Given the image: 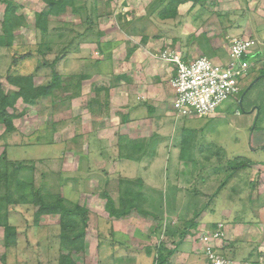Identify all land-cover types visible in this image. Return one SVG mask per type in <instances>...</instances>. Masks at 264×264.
Returning <instances> with one entry per match:
<instances>
[{
    "label": "rangeland",
    "instance_id": "rangeland-1",
    "mask_svg": "<svg viewBox=\"0 0 264 264\" xmlns=\"http://www.w3.org/2000/svg\"><path fill=\"white\" fill-rule=\"evenodd\" d=\"M82 1L87 2L93 14L92 31L66 48L69 40L88 26L84 13L90 12L84 8L80 13L74 12L70 6L60 15L49 16V27L53 31L49 38L51 48L47 49L35 27L36 13L49 10L45 0H0V81L6 91L18 89L9 82L11 75L33 74L37 85L49 84L52 68L46 61L53 62L57 57H60L57 70L64 78L63 86L50 96L28 103L22 98L17 100L10 109L17 115L16 129L8 131L0 123V157L5 155L9 162L22 164L19 175L25 180L32 179L44 193H60L88 209L85 250L76 256L79 264H150L149 253L160 240L164 242L163 247L169 249L183 243L179 234L170 237L162 234L158 238L156 226L160 224L159 232L166 230L167 225L180 232L197 213V225L190 228L186 237L189 240L178 249L181 253L171 264L186 261L202 264L203 258L198 255L205 254L207 245L219 247L224 254L218 252L231 257L236 264L246 261L249 253L259 247L252 260L264 264V209L258 208L255 197L248 200L253 188L264 191V165L247 166L232 173V167L241 161H264V76L249 89L242 104L239 98L244 91L224 102L214 116L195 118L185 124L190 140L186 152H196L194 155L199 157V161L193 163L196 170L192 178H174L177 176L174 162L170 163L169 172L162 163H148L157 171L148 175L147 162L131 165L132 162L120 159L117 147L120 136L125 140H161L153 134L150 121L136 119L130 128L121 122L126 109L140 101V92L133 91L128 100L122 102L121 99L118 103L111 93L117 82L126 78L122 73L133 77L134 87L141 89L140 84L148 80V75L152 76L153 68L163 64L144 55L140 65L138 62L130 64L137 48L135 44L151 43L150 47L156 49L166 47L192 56L200 55L201 44H204L200 33L202 25L208 32L211 28L221 31L219 42L222 45L227 42L229 29L233 30L231 35L255 39V50L262 53L249 57L252 67L242 86L246 89L264 75V0H203L201 8L192 12L190 6L194 2L186 1L178 4L171 17L162 16L165 8L168 13L173 12L170 0H138L130 6L126 2L127 8L120 0ZM8 2L16 9L4 29ZM116 8L118 15L114 16ZM134 14L135 18L129 21L128 16ZM116 23L124 25L132 37L119 36ZM9 37L11 46L6 44ZM115 40L119 41L116 46L104 44L102 47V43ZM29 53V58H25ZM81 77L79 95L68 97L76 92L75 83ZM72 80L75 83L69 90L65 89V83ZM104 84L107 90L102 89ZM161 86L166 97L165 109H169V81ZM205 156L217 161L204 160ZM231 173L234 177L228 180ZM138 176L152 187L150 190L144 186L143 207L161 218L144 216L135 210L122 218L109 216L104 192L118 200L125 188L121 178L136 180ZM223 181L227 185L221 194L224 199L214 200L204 209ZM5 185L0 178V193H4ZM174 185H181L178 186L182 188L181 194ZM8 210L9 223L16 228V244L7 246L5 230L0 227V264H58L59 215H43L36 223L31 203L14 202L9 204ZM110 219L113 224L108 222ZM226 222H233L232 228L227 229L229 232L224 230ZM111 230L115 241L111 239ZM121 242L123 246L116 247L120 248L116 253L111 252ZM223 245L227 247L223 249ZM191 253L194 254L191 256Z\"/></svg>",
    "mask_w": 264,
    "mask_h": 264
},
{
    "label": "trees",
    "instance_id": "trees-1",
    "mask_svg": "<svg viewBox=\"0 0 264 264\" xmlns=\"http://www.w3.org/2000/svg\"><path fill=\"white\" fill-rule=\"evenodd\" d=\"M80 1L81 3H79V0H45L49 10L37 12L35 15V27L40 33L41 40L45 41L42 42L43 47L47 49L51 48V41L49 38L53 29L49 27V16L52 14L60 15L70 6L74 12L80 13L82 8L86 11H90L87 2L82 0ZM186 1H193L195 6L196 4H200L203 0H178L177 3H175L176 0H170L169 4L170 6L172 5L173 12L168 13L165 8L162 16H174L178 4ZM76 6H79V8ZM15 9L16 8L8 2L4 20V29H7L6 23L13 19ZM84 18V21L88 23V26L82 33H78L76 36L71 38L67 43L66 48L72 46L76 40L92 31V25L94 24L92 12H85ZM11 40L12 38L9 37L6 42L8 46H11ZM40 52L43 53V49H40ZM29 56L30 53L24 57L29 58ZM59 60L60 57H57L53 62L46 61V63L52 68V80L47 85H37L34 82L33 74L11 75L8 80L18 89L7 92L3 83L0 81V123L5 126L6 130L13 131L16 129L14 119L17 115L11 112L10 109L15 107L19 98H22L26 103L33 102L39 98L52 95L56 88L63 86L64 78L57 70V63ZM81 80L82 77L77 79L76 83L75 81L73 82V80L69 83H65V89L67 88V90H69L73 83H75L76 87V92L68 95V97L71 98L79 95V90L82 85ZM102 89L107 90L108 87L104 86ZM185 141L190 140L187 138ZM155 144L156 141H151V139L142 141L126 138L125 140L124 136H120V141H118L117 147L121 159L140 162L143 156L146 155L148 151L155 146ZM183 148L185 149V145H183ZM259 164L264 165V161L255 162L247 159L245 162L241 161L232 167V173L247 166L251 167ZM23 167L24 166L20 163L9 162L5 155L0 157V178H3L6 183L4 193H0V227H3L5 230V240L7 246L16 244V228L9 223L8 219L9 204L14 202H22L24 204L31 203L35 208L34 216L36 223L43 215L55 214L60 217V249L58 264H79L76 260V256L80 255L85 250V236L89 225L88 209L78 203L71 202L60 193H44L42 189L35 186L32 179L25 180L19 175V170ZM232 173L229 175L228 179L233 176ZM121 179V182L125 184V188L124 190H121L122 192L120 193L118 200L114 199L110 193L104 192V197L107 200L106 206L110 214L109 216L122 218L129 216L131 212L135 210L144 216H151L155 219H160V216L143 207L142 202L146 196L144 193V179L141 177H137L136 180H131L127 177H122ZM134 184H136L137 187H133ZM15 194L17 195L16 198L14 196ZM198 217L199 213H197L193 219L187 221V224L184 225L185 228L180 232L177 228H173L171 225H167L166 230L159 232L158 229L160 224H158L159 226H156L157 229L155 228V232L159 238L162 234H179L181 239L184 240L190 233V228L197 225L196 219ZM111 231V239L114 240L113 235H115V233L113 230ZM162 244L164 243L162 242L160 243V246H154L153 248L155 249L153 264H170V258L174 254L175 250L164 248ZM247 262H250V264H258L257 261L252 260V257H248Z\"/></svg>",
    "mask_w": 264,
    "mask_h": 264
},
{
    "label": "crops",
    "instance_id": "crops-1",
    "mask_svg": "<svg viewBox=\"0 0 264 264\" xmlns=\"http://www.w3.org/2000/svg\"><path fill=\"white\" fill-rule=\"evenodd\" d=\"M120 1L124 2L123 4L125 6H126V4H125L126 2H127V4H129V6L131 5V3L133 1L139 2L138 0H120ZM200 6H201V4H196L195 6L191 5L190 6L191 12L193 10L194 11L199 10V8H201ZM125 8H127V6ZM180 9H182V7ZM117 10L118 9L116 8V11L113 13L114 16L118 15ZM137 14H139V13H137ZM134 16H135V14L129 15L128 20L129 21L133 20V18H135ZM115 27L117 30L116 33L119 36H121V35L128 36L129 35L128 38L132 37L131 36L132 34L128 30H126V27H124V25L122 26V25L116 23ZM211 30L212 31H209V32L206 31L202 25V30L200 31V33L202 35V41L204 42V44H201V46L204 49H202V47H201L200 55L201 54L206 55V56L212 58L213 60H215L216 62L226 63L229 60L230 41L236 35H231V32L233 30L229 29L228 31L230 33L226 36L227 42L224 45H222V43H220L221 41L219 42V40H220L219 33L221 31L215 30L214 28H211ZM224 30H226V29H224ZM216 41H218L217 44H216ZM102 42H103V40H102ZM118 42L119 41H116V40L113 41V43L104 42V43H102V47H104V44H105V46L107 45V46L113 47V46H116L118 44ZM134 46H136L137 48H136V51L134 52V57L132 59H130V64L138 62V65H140L144 56H149L152 59L162 61L163 64H162V66L159 65V68H157V69L153 68L152 76L148 75L147 76L148 80L145 81L143 84H140V87H142L141 89H137L134 87L135 83L132 79L133 77L129 78L126 73H122V74H124V76H126V78H123V80L121 82H117V86L115 88L111 89V93H112L113 97L115 96L114 101L116 103H118L121 99L123 100L122 102H125L126 100H128L129 97L131 96L130 94H132L133 91L134 92L135 91L140 92V97L138 98V100H140V101L136 104L133 103V105H130L126 109L125 113L121 116V122L129 125V128H130L133 126V125L131 126V124L136 119L139 120L142 118V120L139 122L150 121L152 126H153V131H154L153 134L156 135L155 137H157V138L159 137L161 141H156L155 146L152 147V149L149 150L148 153L143 156V158L140 160V162H137L134 160L130 161V160L121 159V158L120 159L124 160L126 162H128V161L132 162L131 165L133 163L139 165V164H142L143 162H147L146 169H148V170H146L145 172H148V175H150V173L157 172L154 169L153 164H148V163H162L164 166L163 168H167V171L169 172L168 168L171 166L170 163L174 162V170L177 173L176 177L173 176L174 178H182V177L183 178H192L193 177L192 173H194V171L196 170V169H194L193 163H197L199 161V157L194 155V153L197 154L196 152H191V153L186 152V150H189V149L187 146L188 141H185L188 137V135H186L187 127L185 124H187L192 119L194 120L195 118H200V117H192V118L180 117L175 113L174 107H173V99H174L175 93H174L173 87L171 86L172 78L174 77V75L176 73L175 72V65L172 63H168V62H166L160 58L159 55H160V51L162 49H156V48L150 47L151 43L139 42L138 44H135ZM199 46H200V44H199ZM181 51L183 52L186 59H192V58L199 55L198 54L196 56H192L183 50H181ZM257 53L260 54V53H262V51L258 50ZM154 65L156 66V64H154ZM102 75H104V74L102 73ZM121 78H122V76H121ZM166 80H167V82L169 81V86L171 87V95L167 99L168 102H170V104H171V108H169V109H165L166 107H165L164 100L166 97L164 95V90L162 89V86H161V85H163V83ZM104 86H107V84H104ZM145 107H147V110L144 109ZM109 142H112V141L110 140ZM183 145H185V149L183 148ZM205 157L206 158H204V160H207L209 162L214 163L213 161H217V158L213 159L212 157H209V156H205ZM164 176H166V173H164ZM138 177H141V176H138ZM231 177L233 178L234 176H231ZM231 177H230V179H231ZM141 178H143V177H141ZM225 181H226V179H225ZM250 184H253V183H250ZM145 185L147 188L149 187L151 190L152 187H150L146 183L144 184V186ZM174 186L176 187V185H174ZM178 186H181V185H178ZM178 186L176 188H177L179 194H181L182 188L178 187ZM226 186H227L226 182L223 181L222 184L217 189H215V191L211 194V196L209 195L210 196L209 201H207L205 203L206 206L204 207V209L208 207V203L212 204L214 200L222 201L224 199V196H221V194L223 192V189H226L225 188ZM253 186H255V185L253 184ZM228 189H229V187H228ZM229 191H230V189H229ZM252 197L256 198L255 201H257L259 204L258 208L264 209V203H261V201L263 200V197H264V191L263 192L258 191L257 187H255V188H253L252 192L248 193V200L249 201L252 200ZM231 198L233 199V197H231ZM225 208L227 209V207H225ZM108 222L113 224V221L111 219ZM226 223L227 224H226V226H224V230L228 231L227 230L228 228H232L231 224L233 222H226ZM214 226H217V225H214ZM255 232L256 231H254L253 233H255ZM253 233H251V235H254ZM248 235H250V234H248ZM167 236L170 237L171 235L169 234ZM172 238H174V237H172ZM231 238L233 240V237H231ZM188 240H189V238L184 239V240L181 239V242H183V243L180 244V247L177 246V248L174 249L175 252L171 257L172 261L170 260V264H171V262H174L173 258L175 256L180 255L179 253H181V251H178V249L182 248V246L184 244H186L185 242H187ZM159 242L162 243L163 241L160 240ZM224 242H226V241H224ZM232 242H234V241H232ZM160 243L157 245H153L152 249L154 248V246H157V247L160 246ZM228 243L230 244L231 242H228ZM119 245L121 247L123 246L122 243H117L115 246V250L111 251V252L116 253L117 250L120 249V248H116V247H119ZM230 245H233V243H231ZM226 247H227L226 245H223L222 248L225 249ZM258 248L259 247L254 248V251L249 253L248 256L253 257L255 255L254 252H257ZM216 250L221 252L220 248L217 246H216ZM154 254H155V249H153V251L150 252V255H149L151 258L150 264H153ZM193 254L194 253H191V256ZM197 254H199V253H197ZM222 254H224V253H222ZM181 255H184V254H181ZM224 256L227 257L226 255H224ZM198 257L203 258L202 264H206V257H205V254L203 252L200 253L198 255ZM228 259H232V258L230 257ZM186 262L184 264H187ZM244 262H247V259Z\"/></svg>",
    "mask_w": 264,
    "mask_h": 264
},
{
    "label": "built area",
    "instance_id": "built-area-1",
    "mask_svg": "<svg viewBox=\"0 0 264 264\" xmlns=\"http://www.w3.org/2000/svg\"><path fill=\"white\" fill-rule=\"evenodd\" d=\"M256 44L252 37H233L226 63L203 54L186 59L181 50L162 49L160 58L175 65L176 73L171 81L175 113L187 118L215 115L224 102L242 90L252 67L249 57L257 53ZM204 252L206 264H236L219 253L214 245H207Z\"/></svg>",
    "mask_w": 264,
    "mask_h": 264
},
{
    "label": "flooded vegetation",
    "instance_id": "flooded-vegetation-1",
    "mask_svg": "<svg viewBox=\"0 0 264 264\" xmlns=\"http://www.w3.org/2000/svg\"><path fill=\"white\" fill-rule=\"evenodd\" d=\"M251 84V83H250ZM250 84L246 87V89H242L241 91H240V93L241 92H243L244 91V93H243V95L239 98V102L241 103V100H242V103H243V100H244V98H245V95H246V90L248 89V87L250 86ZM241 103V104H242ZM244 112H247L246 110H244Z\"/></svg>",
    "mask_w": 264,
    "mask_h": 264
},
{
    "label": "water",
    "instance_id": "water-1",
    "mask_svg": "<svg viewBox=\"0 0 264 264\" xmlns=\"http://www.w3.org/2000/svg\"><path fill=\"white\" fill-rule=\"evenodd\" d=\"M264 75H260L259 77H257L251 84L250 86L248 87V89L246 90V92L249 91V89L260 79L262 78ZM241 103H242V100H241ZM254 110V109H253Z\"/></svg>",
    "mask_w": 264,
    "mask_h": 264
}]
</instances>
